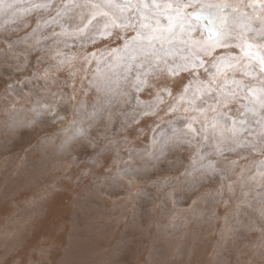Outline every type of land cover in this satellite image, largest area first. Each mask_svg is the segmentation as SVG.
Segmentation results:
<instances>
[{
    "label": "rangeland",
    "instance_id": "obj_1",
    "mask_svg": "<svg viewBox=\"0 0 264 264\" xmlns=\"http://www.w3.org/2000/svg\"><path fill=\"white\" fill-rule=\"evenodd\" d=\"M256 1L0 0V264H264Z\"/></svg>",
    "mask_w": 264,
    "mask_h": 264
},
{
    "label": "water",
    "instance_id": "obj_2",
    "mask_svg": "<svg viewBox=\"0 0 264 264\" xmlns=\"http://www.w3.org/2000/svg\"><path fill=\"white\" fill-rule=\"evenodd\" d=\"M221 12L220 7L218 6L217 8L213 10H208L205 7H198L196 10H192L188 13L189 17L196 22H199L201 27L204 30V34L207 39L209 40H214L218 37V35H213L212 38L210 39V24H209V19L208 17L211 16L215 20V27L219 30L217 24H216V16ZM263 72H264V67H263Z\"/></svg>",
    "mask_w": 264,
    "mask_h": 264
},
{
    "label": "snow or ice",
    "instance_id": "obj_3",
    "mask_svg": "<svg viewBox=\"0 0 264 264\" xmlns=\"http://www.w3.org/2000/svg\"><path fill=\"white\" fill-rule=\"evenodd\" d=\"M141 3H143V0H141ZM140 5H137V7H139ZM143 6L144 7H149V5L148 4H143ZM189 6H191V4H187V5H185V7H189ZM247 6H249V7H253L254 9H255V7H256V4H255V2H253L252 4H249V5H247ZM124 7L125 8H130L131 7V4L130 3H126L125 5H124ZM157 7H158V5H157ZM208 7H214L213 5H208ZM219 7H228V5H221V6H219ZM260 7H261V10L262 11H264V0H260ZM235 10V9H234ZM103 15H107V13H104ZM141 19H142V21L143 20H146L147 19V17H144V16H142L141 17ZM208 19H209V24H210V36H209V38L211 39L212 38V36L213 35H219V30L215 27V20L213 19V17H211V16H209L208 17ZM261 20H262V23H264V17H261L260 18ZM114 23V22H113ZM106 27H107V24L105 25ZM141 26L142 27H150V25L149 24H146V23H141ZM247 48L249 49V51H245V55L246 56H249L250 55V50H251V48H252V45H247ZM259 63L261 64V65H264V57H259Z\"/></svg>",
    "mask_w": 264,
    "mask_h": 264
},
{
    "label": "bare ground",
    "instance_id": "obj_4",
    "mask_svg": "<svg viewBox=\"0 0 264 264\" xmlns=\"http://www.w3.org/2000/svg\"><path fill=\"white\" fill-rule=\"evenodd\" d=\"M255 4H257V5L260 6V0H257ZM216 8H217V7H216ZM220 9H221V11L223 10L222 7H220ZM258 53H259V52H257V53L255 52V54H256L255 57H256L257 59H259V57H261V56H258V55H260V54H258Z\"/></svg>",
    "mask_w": 264,
    "mask_h": 264
},
{
    "label": "flooded vegetation",
    "instance_id": "obj_5",
    "mask_svg": "<svg viewBox=\"0 0 264 264\" xmlns=\"http://www.w3.org/2000/svg\"><path fill=\"white\" fill-rule=\"evenodd\" d=\"M196 10V9H195ZM199 23V22H198ZM200 25V24H199ZM201 26V25H200ZM203 29V28H202ZM204 31V30H203Z\"/></svg>",
    "mask_w": 264,
    "mask_h": 264
}]
</instances>
